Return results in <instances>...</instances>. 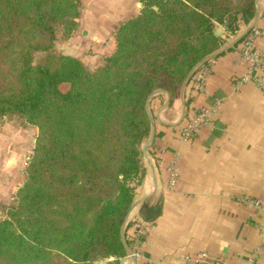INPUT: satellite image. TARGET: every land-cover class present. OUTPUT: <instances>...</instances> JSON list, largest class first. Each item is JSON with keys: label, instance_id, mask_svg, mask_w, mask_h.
I'll use <instances>...</instances> for the list:
<instances>
[{"label": "trees", "instance_id": "1", "mask_svg": "<svg viewBox=\"0 0 264 264\" xmlns=\"http://www.w3.org/2000/svg\"><path fill=\"white\" fill-rule=\"evenodd\" d=\"M140 2L105 65L88 71L55 51L58 27L66 39L79 27L78 0H0V119L38 129L0 220V264H122V227L147 175L149 97L177 100L194 67L257 13V0Z\"/></svg>", "mask_w": 264, "mask_h": 264}, {"label": "crops", "instance_id": "2", "mask_svg": "<svg viewBox=\"0 0 264 264\" xmlns=\"http://www.w3.org/2000/svg\"><path fill=\"white\" fill-rule=\"evenodd\" d=\"M78 1L79 27L69 39L58 27L55 48L94 71L113 54L116 31L140 13L142 3ZM260 14L257 46L264 57V0ZM248 26L229 36L224 47ZM218 31L225 35L223 27ZM240 45L202 69L204 91L198 92L193 80L185 89L184 101L190 102L186 118L221 103L208 126L192 138L184 139L181 132L186 121L180 122L181 93L173 103L166 94L150 102L156 122L149 148L154 171L145 162L147 175L125 231L128 237L134 220L143 225V259L137 264H203L198 262L202 253L227 264H264V68L254 71L240 55ZM28 126L15 115L0 119V220L16 204L17 189L26 178L29 145L34 144ZM170 168L177 172L173 185ZM249 198L259 199L262 208L244 202ZM122 264L135 263L126 256Z\"/></svg>", "mask_w": 264, "mask_h": 264}, {"label": "built area", "instance_id": "3", "mask_svg": "<svg viewBox=\"0 0 264 264\" xmlns=\"http://www.w3.org/2000/svg\"><path fill=\"white\" fill-rule=\"evenodd\" d=\"M261 35V31L258 28H254L250 35L246 38L244 42L241 43L239 47L240 55L250 64L254 71L264 68V57L260 54L257 46L258 39ZM204 68V67H203ZM202 67L193 76L194 87L198 92L204 91V78L205 71H202ZM221 103L216 104L211 107H203L198 113L188 116L184 125L181 128L182 136L184 139H190L194 135L198 134L201 129L208 126L209 120L214 116ZM170 173V184L173 185L177 178V172L174 168L169 169ZM244 202L247 204L261 209L262 204L259 199H245ZM132 233L129 234L128 239L132 242L131 251L133 257L139 261L143 259V252L141 250V238L143 234V225L140 221L134 220L132 222ZM198 262L203 264H227L220 259H213L208 254L202 253L198 256Z\"/></svg>", "mask_w": 264, "mask_h": 264}, {"label": "water", "instance_id": "4", "mask_svg": "<svg viewBox=\"0 0 264 264\" xmlns=\"http://www.w3.org/2000/svg\"><path fill=\"white\" fill-rule=\"evenodd\" d=\"M260 0H257V13H256V16L255 18L253 19V21L249 24L248 28L238 37L236 38V40H234L233 42L229 43L226 47L220 49L219 51L215 52L214 54H211L209 56H207L205 59H203L200 63H198L194 69L190 72L188 78L186 79L185 83L183 84L182 86V89H181V98H182V116H181V121L182 122L185 118H186V111H187V108H186V103L184 101V92H185V89L187 88V86L189 85L190 81L192 80L193 76L195 75V73L201 68L203 67L206 63L214 60L215 58H218L221 54H223L224 52L228 51V50H231L232 48L236 47L238 44L241 43V41L256 27V25L258 24V21L260 19ZM159 94H166L169 98H171L169 92L167 91H164V90H157L155 91L148 99V104H147V107H148V112H149V116H150V120H151V124H152V132H151V135L149 137V139L144 143L143 145V155H144V160L145 162L148 164V166H150V168L154 171V166L150 160V157H149V148H150V145L152 144L154 138H155V132H156V122L152 116V114L150 113V108H149V105H150V102L152 100V98L156 95H159ZM154 186H155V190H154V193L157 192V189H158V182H157V178H156V174L154 172ZM137 205H133L128 217L130 216L132 210H134L136 208ZM128 218L127 220L125 221L123 227H122V231H121V234H122V240H123V244L125 246V249H126V252H127V256L129 258H131L135 264H137V260L133 257V254H132V251H131V248L130 246L128 245L127 243V240H126V237H125V231H126V228H127V225H128ZM97 264H106V262H98Z\"/></svg>", "mask_w": 264, "mask_h": 264}, {"label": "rangeland", "instance_id": "5", "mask_svg": "<svg viewBox=\"0 0 264 264\" xmlns=\"http://www.w3.org/2000/svg\"><path fill=\"white\" fill-rule=\"evenodd\" d=\"M220 32V31H218ZM55 51L57 52L56 48H55ZM58 53V52H57ZM59 54V53H58ZM28 132L30 133L29 135L32 137L33 136V139L32 141L34 140V144H32L31 146L29 145V149H30V152H28L29 154L27 155V161H26V170H27V166H28V162L31 158V156L33 155V152H34V148H35V143H36V138H37V135H38V129L35 127V126H32L29 127L28 126ZM33 133V134H32ZM140 190V189H139ZM9 209V207H7L5 209V216L2 218L4 219L6 217V212L7 210Z\"/></svg>", "mask_w": 264, "mask_h": 264}]
</instances>
